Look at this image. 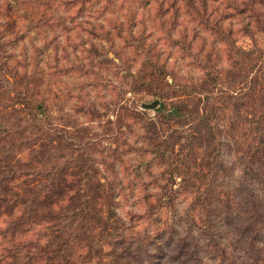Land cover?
Instances as JSON below:
<instances>
[{"label": "rangeland", "instance_id": "obj_1", "mask_svg": "<svg viewBox=\"0 0 264 264\" xmlns=\"http://www.w3.org/2000/svg\"><path fill=\"white\" fill-rule=\"evenodd\" d=\"M0 264H264V0H0Z\"/></svg>", "mask_w": 264, "mask_h": 264}, {"label": "trees", "instance_id": "obj_2", "mask_svg": "<svg viewBox=\"0 0 264 264\" xmlns=\"http://www.w3.org/2000/svg\"><path fill=\"white\" fill-rule=\"evenodd\" d=\"M35 107H36V108H39V109L42 108V106L39 105V104H35ZM39 113H42V117H45L44 108H42L41 111H40ZM173 115H174L175 117H182L183 113H182V110H181L180 106L175 105V106L173 107ZM210 119H211V116H210L207 112H203V114L200 115V120H199V121L202 122V120H203L204 123L207 124V122L209 123V120H210ZM186 146H188V145H186V143H185V144H181V147H180V148L184 149V148H186ZM216 149H217V144L214 145V152L216 151ZM188 152H189V151H188ZM188 152H184V153L181 152L182 154L179 153V155H180L181 157L178 158L177 161L175 162V165H176L177 167H178L180 164H182L183 166L185 165L186 160H188V158H189V154H188ZM214 152H213V153H214ZM213 153L211 154V156H213ZM209 154H210V152H209ZM183 163H184V164H183ZM198 192H199V190H198ZM177 197H178V196H174V198H176V199H177ZM174 198H171V197H170L169 199H171V201H172V200H174ZM194 200H195V199H194ZM63 219L65 220V219H67V217L64 216ZM61 227H65V228H66V226H64V225H62V224H61Z\"/></svg>", "mask_w": 264, "mask_h": 264}, {"label": "water", "instance_id": "obj_3", "mask_svg": "<svg viewBox=\"0 0 264 264\" xmlns=\"http://www.w3.org/2000/svg\"><path fill=\"white\" fill-rule=\"evenodd\" d=\"M159 103V100L158 99H155L154 101L150 102V103H144L142 105L143 108H148V109H152L154 108L157 104Z\"/></svg>", "mask_w": 264, "mask_h": 264}]
</instances>
